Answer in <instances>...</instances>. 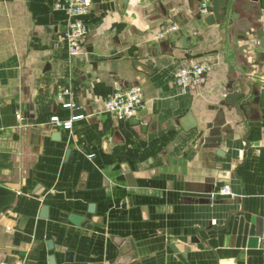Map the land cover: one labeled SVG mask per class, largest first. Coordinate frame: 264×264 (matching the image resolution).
Wrapping results in <instances>:
<instances>
[{"label":"crops","instance_id":"1","mask_svg":"<svg viewBox=\"0 0 264 264\" xmlns=\"http://www.w3.org/2000/svg\"><path fill=\"white\" fill-rule=\"evenodd\" d=\"M56 1L0 0V186L16 192L0 261L264 264V0H233L225 32L204 23L209 0H90L74 56ZM199 61L203 83L181 92L176 69ZM133 85L136 124L104 109Z\"/></svg>","mask_w":264,"mask_h":264},{"label":"built area","instance_id":"2","mask_svg":"<svg viewBox=\"0 0 264 264\" xmlns=\"http://www.w3.org/2000/svg\"><path fill=\"white\" fill-rule=\"evenodd\" d=\"M90 5V0H62L56 1L54 7L62 9L66 16L65 29L63 38L66 46L67 54L70 56L80 53V42L86 34V26L81 20V15L86 13ZM207 2L199 3V12L207 13ZM176 29V25L171 23L161 27L157 32L156 37L161 38L167 35L170 31ZM262 56L264 59V44L262 47ZM211 69L210 63L206 61L193 62L176 69L174 73V82L179 86L181 92L196 88L203 83L206 73ZM68 88L57 90L55 99L61 108H70L71 102L65 99L68 95ZM145 107L142 90L138 85H133L127 88L116 89L104 101V109L117 117H133L142 111ZM81 114L72 115L67 118H59L57 115H51L49 122L55 126L69 130L74 120L81 118ZM90 157V155H88ZM218 194H229L227 186L221 187ZM264 250V247H263ZM0 264H22L19 261L10 263L0 261Z\"/></svg>","mask_w":264,"mask_h":264},{"label":"water","instance_id":"3","mask_svg":"<svg viewBox=\"0 0 264 264\" xmlns=\"http://www.w3.org/2000/svg\"><path fill=\"white\" fill-rule=\"evenodd\" d=\"M233 0H209L208 6H207V14L204 17V23L206 25H212L214 23L220 24L221 30L225 32L227 30V26L229 24V18H233L234 14L230 12L231 5ZM264 41H261L260 46H263ZM187 46H184L186 48ZM252 87V86H251ZM250 94L253 93V87L250 88ZM247 96L244 95L242 92L238 93H232L229 92L225 96V99L232 101L233 99L243 98L245 99ZM249 99V97H248ZM187 117H189V113L186 114ZM132 123H139L138 119L135 117H131ZM199 196L202 197H209L210 195L208 193H196ZM16 196V192L13 190H10L8 188L0 186V211L4 210L8 206L11 205L13 202V199ZM45 206H42L40 208V214L45 212ZM80 217L76 215H70L69 220L72 223H77ZM257 242L256 237H251L249 239V244L254 245ZM47 246L50 247L51 243L50 241H47ZM50 260H52V257H49Z\"/></svg>","mask_w":264,"mask_h":264}]
</instances>
